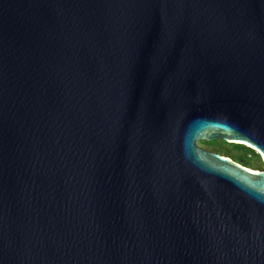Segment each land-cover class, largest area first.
Wrapping results in <instances>:
<instances>
[{
  "label": "water",
  "instance_id": "obj_1",
  "mask_svg": "<svg viewBox=\"0 0 264 264\" xmlns=\"http://www.w3.org/2000/svg\"><path fill=\"white\" fill-rule=\"evenodd\" d=\"M264 0H0V264H264Z\"/></svg>",
  "mask_w": 264,
  "mask_h": 264
},
{
  "label": "trees",
  "instance_id": "obj_2",
  "mask_svg": "<svg viewBox=\"0 0 264 264\" xmlns=\"http://www.w3.org/2000/svg\"><path fill=\"white\" fill-rule=\"evenodd\" d=\"M205 142L208 141H199V143L206 144ZM228 145H231L232 148H224V151L221 153L219 151H216L222 155L230 157L234 162L241 164L244 167L250 168L252 170H263V167H260L258 165H264L261 161L259 154L255 152L252 148L245 146L243 144L238 143H226ZM252 158L256 159L258 161L257 165L252 164ZM255 165V166H254Z\"/></svg>",
  "mask_w": 264,
  "mask_h": 264
},
{
  "label": "rangeland",
  "instance_id": "obj_3",
  "mask_svg": "<svg viewBox=\"0 0 264 264\" xmlns=\"http://www.w3.org/2000/svg\"><path fill=\"white\" fill-rule=\"evenodd\" d=\"M206 144H202V143H199V141L196 142V145H198L199 147L205 149V150H213V151H219L220 153L222 151H224V148H232L231 145H228L226 144L225 142H223L222 140L220 139H216V140H210L208 142H205ZM260 157V156H259ZM262 159V158H260ZM252 160V164H255L257 165L258 161L254 158L251 159ZM255 162V163H254ZM259 164V163H258ZM255 166V165H254ZM260 167H263L264 168V165H258ZM264 170V169H263Z\"/></svg>",
  "mask_w": 264,
  "mask_h": 264
},
{
  "label": "flooded vegetation",
  "instance_id": "obj_4",
  "mask_svg": "<svg viewBox=\"0 0 264 264\" xmlns=\"http://www.w3.org/2000/svg\"><path fill=\"white\" fill-rule=\"evenodd\" d=\"M209 151H213V150H209Z\"/></svg>",
  "mask_w": 264,
  "mask_h": 264
}]
</instances>
